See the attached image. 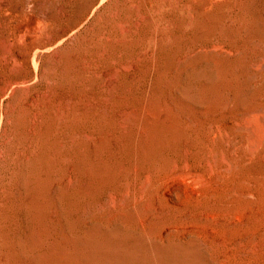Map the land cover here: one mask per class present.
Wrapping results in <instances>:
<instances>
[{"label":"rangeland","instance_id":"1","mask_svg":"<svg viewBox=\"0 0 264 264\" xmlns=\"http://www.w3.org/2000/svg\"><path fill=\"white\" fill-rule=\"evenodd\" d=\"M0 264H264V0H0Z\"/></svg>","mask_w":264,"mask_h":264}]
</instances>
